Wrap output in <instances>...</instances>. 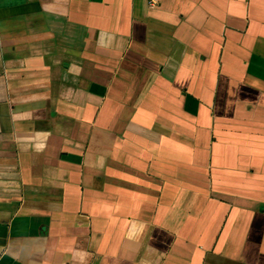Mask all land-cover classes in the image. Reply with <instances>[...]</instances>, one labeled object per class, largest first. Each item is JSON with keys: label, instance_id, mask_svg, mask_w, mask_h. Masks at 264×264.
<instances>
[{"label": "crops", "instance_id": "obj_1", "mask_svg": "<svg viewBox=\"0 0 264 264\" xmlns=\"http://www.w3.org/2000/svg\"><path fill=\"white\" fill-rule=\"evenodd\" d=\"M0 264H264V0H0Z\"/></svg>", "mask_w": 264, "mask_h": 264}, {"label": "built area", "instance_id": "obj_2", "mask_svg": "<svg viewBox=\"0 0 264 264\" xmlns=\"http://www.w3.org/2000/svg\"><path fill=\"white\" fill-rule=\"evenodd\" d=\"M150 5H155L157 3V0H147Z\"/></svg>", "mask_w": 264, "mask_h": 264}]
</instances>
